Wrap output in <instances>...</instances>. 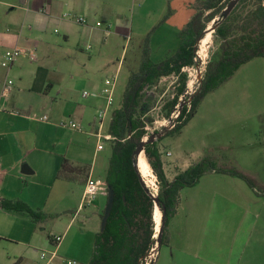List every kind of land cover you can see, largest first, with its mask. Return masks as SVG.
Returning <instances> with one entry per match:
<instances>
[{
	"label": "crops",
	"instance_id": "0c3cea01",
	"mask_svg": "<svg viewBox=\"0 0 264 264\" xmlns=\"http://www.w3.org/2000/svg\"><path fill=\"white\" fill-rule=\"evenodd\" d=\"M115 2L31 0L25 9H11L8 21L13 33L0 36V61L10 49L24 51L11 67L0 65V199L23 202L43 214L45 220L57 221L63 215L75 217L86 210L85 220L96 228V234L101 227L108 191L89 206L79 208L89 177L106 186L111 152L108 156H99L98 152L104 148L98 149L96 134H86L70 127V123L94 126L97 112L102 107L100 101L104 99V105L106 103L102 95L104 85L94 80L92 72L81 68L83 65L78 57L73 58L71 52L61 49L60 41L51 44L47 34L53 26L58 27L61 29L59 35L67 44L76 31L95 29L92 18L100 14L112 16ZM163 9L161 7V11ZM64 10L69 12L66 17ZM194 14L195 10L188 14L184 27ZM75 17L87 18V24L76 23ZM179 31L176 30L177 36ZM53 32L58 34L57 29ZM9 77H12L14 87L4 99L1 88ZM74 79L83 83V89H86L83 92H88L89 96L83 97V92L80 96L79 91L69 87ZM81 98L84 104L80 103ZM96 107L98 110L94 111ZM44 116L48 120H42ZM85 135H91L97 141L92 158L85 148ZM158 144L161 147V141ZM162 161L169 181L192 165L165 162L163 153ZM63 166L66 167L63 169ZM27 175L37 178L40 188L29 187L32 179ZM73 185L80 188L77 207L69 205L63 211L56 207L47 212L48 203L63 202L72 194ZM19 216L24 215L0 208V240L20 241L16 237L18 233L21 235L26 221ZM170 222L167 246H176L184 256L192 257V264H264V189L251 187L240 178L205 173L198 184L180 192L176 213ZM58 235L64 239L65 233ZM34 236L32 230L30 243L34 242ZM51 237H48L46 252L53 250ZM61 245L62 242L57 253H60ZM32 256L37 253L30 247L27 257ZM15 259L22 262L25 256L19 255ZM182 264L190 263L184 258Z\"/></svg>",
	"mask_w": 264,
	"mask_h": 264
},
{
	"label": "rangeland",
	"instance_id": "374dc122",
	"mask_svg": "<svg viewBox=\"0 0 264 264\" xmlns=\"http://www.w3.org/2000/svg\"><path fill=\"white\" fill-rule=\"evenodd\" d=\"M29 1L31 0H0L1 37L13 33L8 21L11 9L14 7L25 9ZM196 2L197 0H116L112 16L100 14L92 18L95 29L88 32L76 31L67 44L59 35L60 28L53 26L48 32L50 43L60 41L63 46L61 49L71 52L73 58L78 57L80 64L83 65L81 68L86 69L88 73L92 72L96 82H102L104 85L105 80H112L117 76L114 104L101 131L103 136L108 131L112 113L122 103L130 75L139 68L146 47L149 48L148 53L153 62L174 53L179 45L176 30L184 28L185 19L189 13L194 12ZM161 7L164 8L162 11ZM64 12L66 15L69 14L67 10ZM97 23L100 25L96 26ZM212 25L214 21L208 23L206 28ZM54 29L58 30V34L53 32ZM210 36L204 59H200L199 48L196 66L184 69L188 75L187 88L180 99L178 110L199 90L206 65L220 54V39L214 37L213 33H210ZM89 57L92 58L91 62ZM69 87L76 92L79 91L80 96L83 90H86L83 89V83L75 79ZM177 88V77L172 75L161 78L143 91L141 100L143 106L138 116L152 122L147 126L149 135L146 140L143 139L144 141L147 142L155 133L160 137L174 126L175 122L166 119L163 107L173 99ZM91 100L93 101L92 98ZM84 102L81 98L80 103ZM100 103L103 108L104 99ZM97 127L98 123L95 121L93 127L81 124L77 129L95 135L98 132ZM84 142L86 151L92 158L97 146L96 138L85 135ZM100 144L104 150L98 152L99 156H108L111 152V142L102 139ZM160 145L165 162L194 164L207 159L219 167L236 169L244 173L258 190H263L264 58L246 63L226 83L209 93L201 101L193 118L179 132L165 136ZM167 151L171 154L169 157L166 156ZM28 177L32 179L29 180V187L40 188L37 178L31 175H27ZM153 179L157 187L156 177ZM102 180L103 177L100 181ZM144 181L147 182L146 179ZM72 188V194L63 202H49L47 212H52L51 210L56 207L60 211L69 205L77 207L80 188L76 185ZM85 215L86 210L75 217L63 215L57 221L47 219L37 223L27 216H19L26 221V224L22 225L21 235L18 233L16 237L20 241L12 243L8 239L0 240V264H38L40 255L46 252L44 249L48 245V237L64 233L62 249L57 253L59 257L57 264L67 261L87 264L93 253L96 228L86 222ZM170 223L166 228L167 234L170 233ZM32 230L35 236L34 242L30 243ZM156 246L146 258L145 264H182L184 258L190 264L193 262L192 257L184 256L176 246L170 248L166 243L160 248ZM30 247L36 251L37 256L27 257ZM19 255L25 256L22 262L15 259Z\"/></svg>",
	"mask_w": 264,
	"mask_h": 264
},
{
	"label": "trees",
	"instance_id": "16d2710c",
	"mask_svg": "<svg viewBox=\"0 0 264 264\" xmlns=\"http://www.w3.org/2000/svg\"><path fill=\"white\" fill-rule=\"evenodd\" d=\"M230 1L197 0L194 16L178 33L179 45L176 51L156 63L150 59L149 48L146 47L138 70L130 75L122 103L112 113L107 131L113 140L105 185L107 189L113 190V206L104 230H99L95 235L93 253L87 264H145L158 240L153 218V195L158 198L161 210L165 208L160 248L166 243V228L176 213L180 192L198 184L205 173L237 177L254 187L253 181L244 173L219 167L207 159L192 164L169 181L164 172L158 142L167 135L179 132L193 118L201 101L226 83L243 65L264 58V0H239L232 12L217 25L213 36L221 41L220 54L206 65L199 90L179 109V115L170 130L161 137L155 133L156 139L146 142L144 154L156 177L157 193L142 183L135 162V150L144 137L149 135L147 126L152 123L138 116L143 106V91L161 78L172 75L177 77V91L173 99L163 107L166 119H170L186 92L188 75L184 69L197 64L195 46L198 39L202 37L207 24L215 21ZM0 208L27 216L35 223L45 220L43 214L33 211L20 201L0 199ZM103 216L104 212L101 221Z\"/></svg>",
	"mask_w": 264,
	"mask_h": 264
},
{
	"label": "built area",
	"instance_id": "2783aa9c",
	"mask_svg": "<svg viewBox=\"0 0 264 264\" xmlns=\"http://www.w3.org/2000/svg\"><path fill=\"white\" fill-rule=\"evenodd\" d=\"M68 15H65V17ZM75 21L78 24L85 25L87 24V19L85 17H75ZM100 24L97 23L96 26H99ZM24 54V51L18 48L10 49L6 51L3 55L2 60L0 61V65L4 68L11 67L17 60ZM31 58L35 59V56L31 54ZM14 87V81L12 79H7L5 83L3 84L1 88V98H8V96L11 94ZM117 87V76H115L112 80H105L104 87L102 89V95L105 98V105L103 108L99 109L97 112L96 120L98 123V132L96 133V137L98 139V149L101 150L103 147L100 144L102 139H107L109 141H112L113 138L108 136H103L101 134V131L104 128L105 120L109 114L110 109L112 108L114 104V95L115 90ZM89 96L88 92H83V97ZM178 107V106H177ZM2 108L0 107V111ZM179 115L178 108L171 114L169 122H175ZM42 120H48L47 116L42 117ZM70 127L72 128H78V125L75 123H70ZM147 129H149L147 127ZM148 137L145 136L144 139L146 140ZM167 156H170V153H166ZM108 189L106 186L102 185L99 181L93 179L92 177H89L86 181V184L84 186V192L83 197L81 201V205L79 210L85 208L86 206H89L99 195L107 193ZM63 240V236L56 235L51 237V244L53 246V250L50 252H44L40 255V262L38 264H57L56 260L59 258L57 255V250L59 245L61 244ZM157 247V246H156ZM158 248V247H157ZM63 264H76L75 261H67L63 262Z\"/></svg>",
	"mask_w": 264,
	"mask_h": 264
},
{
	"label": "water",
	"instance_id": "95a60500",
	"mask_svg": "<svg viewBox=\"0 0 264 264\" xmlns=\"http://www.w3.org/2000/svg\"><path fill=\"white\" fill-rule=\"evenodd\" d=\"M239 2V0H231L230 3L228 4L227 8L222 12V14L219 16L217 21H214V25L207 27L202 35V37H200L196 43L195 46V51H196V55H198V51L199 48L201 46V41L206 37V35L208 33H213L215 31V28L217 27V25L223 21L231 12L232 10L235 8V6L237 5V3ZM161 137V136H160ZM156 139L155 135H151L150 136V142H153ZM145 145H146V141H142L140 143V145L137 147V149L135 150V156H136V166H137V160L140 157V155L142 153H144V149H145ZM138 168V167H137ZM139 171V170H138ZM140 172V171H139ZM142 183L145 185V187H147L146 182L143 180L142 178ZM154 197V203L155 206H157L160 211H161V223L158 229V240H157V247H159L160 242H161V236L164 230V226H165V220H164V216H165V208H163V210H161L160 205H159V200L156 196ZM113 206V190H111L110 188L108 189V200H107V205L105 207V211H104V216L103 219L101 221V228L100 230L103 231L106 225V220L109 217L110 213H111V209Z\"/></svg>",
	"mask_w": 264,
	"mask_h": 264
},
{
	"label": "bare ground",
	"instance_id": "6f19581e",
	"mask_svg": "<svg viewBox=\"0 0 264 264\" xmlns=\"http://www.w3.org/2000/svg\"><path fill=\"white\" fill-rule=\"evenodd\" d=\"M210 37H211L210 33H208L206 35V37L201 41V47H200L201 53L199 54L201 60H203L204 56L206 55L205 53H206L207 45L210 42ZM137 167H138V170L140 171L141 176L144 177L147 180V182L149 183V184H146L147 187L149 188L150 187L149 185H151L153 188L152 187H150V188H152L154 190V192L157 193V187L153 181L154 175L151 172L150 165L147 162V159H146L144 153H142L140 155V157L138 158ZM149 179H151V180H149ZM152 195H153V193H152ZM153 196H156V195H153ZM153 217H154V221L156 223V230L158 231L160 223H161V211L157 206H155V208H154Z\"/></svg>",
	"mask_w": 264,
	"mask_h": 264
}]
</instances>
